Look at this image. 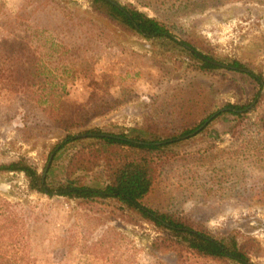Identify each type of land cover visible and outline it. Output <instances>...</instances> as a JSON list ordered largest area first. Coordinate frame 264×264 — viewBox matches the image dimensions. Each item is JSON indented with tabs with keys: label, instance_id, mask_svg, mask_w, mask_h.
<instances>
[{
	"label": "rangeland",
	"instance_id": "374dc122",
	"mask_svg": "<svg viewBox=\"0 0 264 264\" xmlns=\"http://www.w3.org/2000/svg\"><path fill=\"white\" fill-rule=\"evenodd\" d=\"M116 1L179 39L201 40L220 64L238 60L264 78V0ZM195 64L185 51L111 24L92 0H0V163L24 157L43 172L67 135L145 127L173 136L199 125L163 141L176 144L144 204L216 236L233 235L253 264H264V88L238 72L203 73ZM5 65L15 70L9 80ZM45 69L55 80H74L63 105L67 120L40 103ZM227 104L246 106L244 117L212 121ZM163 236L113 202L48 198L29 191L23 174L0 175V256L11 264H232L154 247Z\"/></svg>",
	"mask_w": 264,
	"mask_h": 264
},
{
	"label": "trees",
	"instance_id": "16d2710c",
	"mask_svg": "<svg viewBox=\"0 0 264 264\" xmlns=\"http://www.w3.org/2000/svg\"><path fill=\"white\" fill-rule=\"evenodd\" d=\"M92 8L94 13L113 25L126 31H133L146 40L185 51L195 60V67L200 72L213 73L219 69L234 71L247 76L260 89L264 88L263 76L256 75L242 62L233 60L227 63V68L211 63L225 61L204 50L201 40L187 41L177 38L165 24L134 6H123L116 0H92ZM46 43L61 56L69 54L67 50L63 52L59 50L63 45L61 43L55 41ZM7 65L4 70L7 73L5 77L9 80L15 70L8 69ZM61 67L63 73L72 72L71 67L66 65ZM42 72H46L47 75L42 83L45 95L40 102L45 106V113L63 121L67 120L69 114L63 105L67 104L66 98L69 96L67 88L73 85L74 80L69 78L68 80V75L65 77L62 75L60 78L57 76L55 80V77L50 76L51 69ZM14 82L15 78L12 85ZM255 95L256 101L259 91ZM31 101H35L34 98ZM225 108L227 110L217 113L212 121L222 119L234 122L241 120L245 115L243 110L246 106L227 104ZM230 116L234 119L229 118ZM198 126L186 127L179 135H188ZM82 134L86 136L77 138L75 135H67L55 146L56 152L46 173V169L39 172L30 160L19 157L9 162H1L0 175L23 174L28 182L29 191L41 193L48 198L59 196L80 204L113 202L138 219L155 225L163 233L164 236L154 245L156 248L167 249L176 255L190 251L201 257L229 261L232 264H253L235 236H216L206 228L196 227L172 213L159 212L144 204V200L152 191L160 168L167 162L169 152L166 149L176 144L156 143L179 135L170 136L169 132L145 127L133 128L127 133L124 130L116 133L97 129ZM81 174L84 176L95 174L96 177L85 180L80 177ZM0 264H11V260L0 256Z\"/></svg>",
	"mask_w": 264,
	"mask_h": 264
},
{
	"label": "water",
	"instance_id": "95a60500",
	"mask_svg": "<svg viewBox=\"0 0 264 264\" xmlns=\"http://www.w3.org/2000/svg\"><path fill=\"white\" fill-rule=\"evenodd\" d=\"M197 55H198L201 59H204V57L201 56V55H199L198 53H197ZM211 63H213V64H215V65H218V66L228 67V66H226V65H222V64H220V63H216V62H211ZM207 123H208V121L205 122V124H203V126H202L200 129H202L205 125H207ZM191 135H194V134H191ZM84 136H86V135H85V134H78V135H75V137H77V138H78V137H84ZM172 141H173V140H171V141H169V142H172ZM162 143H165V142H158V143H156V144H157V145H160V144H162ZM55 152H56V150H54V152L52 153V155H51V157H50V161H49V163H48V165H47V167H46L45 173L47 172V170H48V168H49V166H50V162H51V160H52V158H53Z\"/></svg>",
	"mask_w": 264,
	"mask_h": 264
}]
</instances>
